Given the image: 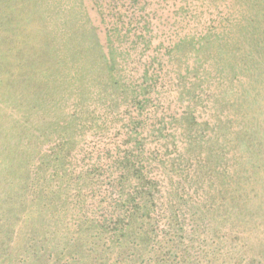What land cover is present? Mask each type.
I'll list each match as a JSON object with an SVG mask.
<instances>
[{
    "label": "trees",
    "instance_id": "16d2710c",
    "mask_svg": "<svg viewBox=\"0 0 264 264\" xmlns=\"http://www.w3.org/2000/svg\"><path fill=\"white\" fill-rule=\"evenodd\" d=\"M225 7L222 19L195 42L198 46L194 50L198 53L211 44L217 45L214 65L207 71L202 67L201 84L209 88L212 101L208 119L217 120V125L232 127L233 123L232 147L237 155L230 158L229 166L234 169L232 183L224 189L218 187V178L212 175L220 163L208 162L203 171L210 175L199 173L190 178L191 182L194 179L196 184H202L197 204L201 212L192 214L201 221H211L219 215L220 224H227L229 242L250 244L242 264H264V245L253 244L264 237V203L259 204L262 209L247 207L253 201L250 195L254 186L263 178L258 170L264 169V158L258 162L260 154H264L258 142L264 141L258 116L264 110V0H225ZM79 8L86 13L81 23L76 15ZM89 12L86 0H0V264H42L50 260L53 251L61 256L67 249H74L75 253L83 240L86 244L99 233L118 234L116 229H108L106 215L100 221L84 215L88 198L82 191L89 189L95 194L102 175L90 167L76 171L64 155L66 146L73 144L68 141L73 137L66 132L92 124L95 100L103 97L105 89L106 77L104 81L96 80L93 72L95 61L101 60L104 66L108 58L92 37L95 38V31ZM198 85L194 84V88ZM56 112L59 117L48 120ZM41 123L46 124L47 130L59 131L63 140L55 143L57 151L62 149L52 159L48 157L53 153L52 145L43 149L39 141L44 135V130L38 129ZM211 128L198 139L214 141L216 135ZM229 140L225 131L218 139ZM62 157L65 160L60 161ZM115 160L120 164L127 162L111 180L112 186L119 187L126 179L123 174L129 175L132 170L135 173L137 169L132 157L122 154ZM174 180L176 185L170 189L179 200V186L184 182L181 177ZM133 182L137 191L145 189L144 198L140 196L136 201L138 208L145 209L154 202L156 188L144 175L134 177ZM124 192L127 201L134 199ZM160 199L162 204L169 203ZM169 204L170 213L173 205ZM170 217L176 221L178 215L173 211ZM127 218H132L129 212ZM130 229L124 223L122 230L127 234H121L135 236L136 231ZM64 230L63 244L64 239L60 238L64 237ZM215 232L224 243L225 232Z\"/></svg>",
    "mask_w": 264,
    "mask_h": 264
},
{
    "label": "rangeland",
    "instance_id": "374dc122",
    "mask_svg": "<svg viewBox=\"0 0 264 264\" xmlns=\"http://www.w3.org/2000/svg\"><path fill=\"white\" fill-rule=\"evenodd\" d=\"M86 3L95 31V38L92 37L108 58L104 66L101 60L95 61L93 72L96 80L104 81L106 77L105 89L103 97L95 100L92 124L66 132L68 137H73L68 140L73 144L66 146L64 155L76 171L90 167L102 175L95 194L89 189L82 191L88 198L84 202L87 208L84 215L93 221H100L106 215L108 229H116L118 234L99 233L98 238L93 237L86 244L83 240L75 253L74 249H67L61 256L53 251L50 260L42 264H242L250 244L229 242L227 224H220L219 215L211 221L206 218L201 221L192 214L196 210L201 212L197 204L201 200L198 194L202 184H196L194 179L191 182L190 178L199 173L210 175L203 171L208 162L220 163L212 175L218 178V187L224 189L232 183L234 169L229 166L230 158L237 155L232 147L233 123H230L232 127L217 125V120L208 119L212 101L209 88L206 90L201 84L202 67L207 71L214 65L217 45H208L198 53L194 50L198 46L195 42L222 19L225 0H86ZM76 15L79 23L85 20L82 9ZM194 84H199L196 89ZM58 115L59 112L50 114L48 120ZM258 116L259 128H264V110ZM45 123L36 124L44 130L39 141L43 149L48 150L52 145L53 153L48 156L52 159L62 149L57 151L55 143L63 140L59 131L47 130ZM212 126L215 140H199ZM223 131L228 133L229 141H218ZM258 142L264 152V141ZM122 154L132 157L137 170L123 174L126 179L119 189L111 185V180L119 167L127 163L115 160ZM260 158L258 162L262 163L264 154ZM225 165L228 167L223 171ZM258 171L263 178L253 188L249 210L264 203V169ZM221 173L224 174L220 179ZM142 175L149 177L156 188L154 202L145 209L136 204L138 197L144 198L145 189L133 188L134 177ZM176 177L184 182L179 186L182 191L179 200L170 189L176 185ZM123 191L134 199L127 201ZM160 197L173 205L170 213L174 211L178 215L176 221L171 220L170 204H162ZM128 212L132 216L129 220ZM229 214L232 217L234 212ZM124 223L137 234L123 236L121 233L127 234L122 230ZM67 226L73 231L71 224ZM216 229L225 232L224 243L217 238ZM60 239H64L61 240L64 244L65 230ZM253 244L264 245V237Z\"/></svg>",
    "mask_w": 264,
    "mask_h": 264
}]
</instances>
